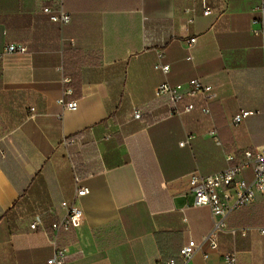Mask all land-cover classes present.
<instances>
[{"label":"crops","instance_id":"0c3cea01","mask_svg":"<svg viewBox=\"0 0 264 264\" xmlns=\"http://www.w3.org/2000/svg\"><path fill=\"white\" fill-rule=\"evenodd\" d=\"M57 1L0 0V53L28 48L0 60V264H49L48 229L74 200L84 216L60 237L68 264L178 257L213 225L189 175L220 172L227 153L264 145V34L254 23L264 0H63L65 26L43 11ZM160 54L167 73L155 68ZM192 79L216 96L188 95ZM165 81L184 94L179 113L156 97ZM66 86L75 110L58 102ZM244 110L255 113L235 124ZM79 185L89 193L75 197ZM36 215L44 224L32 229ZM228 222L235 231L218 233V250L190 264H228L232 251L237 264H264V195Z\"/></svg>","mask_w":264,"mask_h":264},{"label":"built area","instance_id":"2783aa9c","mask_svg":"<svg viewBox=\"0 0 264 264\" xmlns=\"http://www.w3.org/2000/svg\"><path fill=\"white\" fill-rule=\"evenodd\" d=\"M263 17L254 19V23L259 24L256 33L264 34V4L260 7ZM43 11L50 16L53 22L65 26L71 22V14L65 9L63 0H58L52 5L43 7ZM211 8L204 6V15L211 14ZM192 21V19L190 20ZM189 45L196 42V37L190 38ZM28 48L23 44L10 43L5 46L0 53V60L9 54L26 53ZM163 55L160 54L155 68L161 69L164 73L169 71V65L162 61ZM63 83L68 84L69 78L64 77ZM72 88L66 86L62 96L58 102L66 109L75 110L78 107V102L75 99L68 100V96L72 93ZM156 97H170L175 103L174 112L179 113L177 108L178 101L184 97V94H179L177 87L165 81L160 83L155 90ZM201 94L205 101L216 96L211 85H203L199 79L190 81V90L188 95L194 96ZM194 104L190 103L186 106V110L194 109ZM203 110L209 112V107L204 106ZM252 110H244L234 116L235 124L241 122L246 117L254 114ZM135 117H141V111L135 110ZM74 140L67 141V144H72ZM187 140L180 144L184 146ZM228 161L227 167L217 173L203 175L199 171H194L189 175V185L194 193L195 206H209L211 208L213 225L209 233H207L201 241L197 242L190 239L188 243L182 246L179 250L178 257L160 261L156 264H190V261L199 251H203L206 247L211 250H218L219 241L218 233L221 231H232L235 229L229 226L228 216L236 209L248 206L254 200L256 193L261 192L264 195V145L243 150L239 153L229 152L226 154ZM252 171V179L248 180L244 177V172ZM89 193V188L86 186H78L75 197H80ZM62 206L66 211L63 218L51 223L48 231L51 236V243L54 246V253L48 260L49 264H68L67 255L68 247L60 242L62 233H71L75 228L80 226L83 219V210L79 207L75 200L73 202L63 201ZM44 224L41 215H36L31 223L32 229H38ZM264 232V229H262ZM209 253L204 254L205 258H209ZM228 264H237V254L235 251L224 253ZM16 264V263H15Z\"/></svg>","mask_w":264,"mask_h":264}]
</instances>
